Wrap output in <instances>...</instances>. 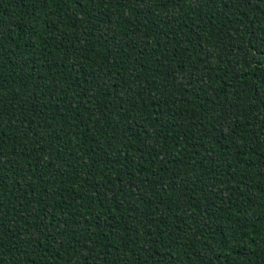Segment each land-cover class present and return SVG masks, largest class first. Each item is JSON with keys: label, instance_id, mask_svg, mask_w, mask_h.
I'll use <instances>...</instances> for the list:
<instances>
[{"label": "trees", "instance_id": "16d2710c", "mask_svg": "<svg viewBox=\"0 0 264 264\" xmlns=\"http://www.w3.org/2000/svg\"><path fill=\"white\" fill-rule=\"evenodd\" d=\"M0 264H264V0H0Z\"/></svg>", "mask_w": 264, "mask_h": 264}]
</instances>
